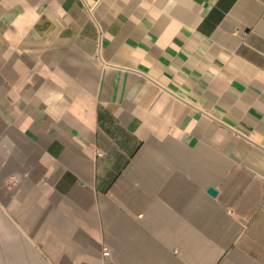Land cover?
Here are the masks:
<instances>
[{"label": "crops", "instance_id": "0c3cea01", "mask_svg": "<svg viewBox=\"0 0 264 264\" xmlns=\"http://www.w3.org/2000/svg\"><path fill=\"white\" fill-rule=\"evenodd\" d=\"M0 264H264V0H0Z\"/></svg>", "mask_w": 264, "mask_h": 264}, {"label": "water", "instance_id": "95a60500", "mask_svg": "<svg viewBox=\"0 0 264 264\" xmlns=\"http://www.w3.org/2000/svg\"><path fill=\"white\" fill-rule=\"evenodd\" d=\"M209 192H210L211 194L215 195V194H217V189L214 188V187H210V188H209Z\"/></svg>", "mask_w": 264, "mask_h": 264}]
</instances>
